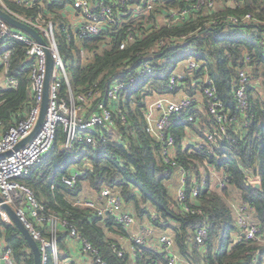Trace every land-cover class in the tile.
Masks as SVG:
<instances>
[{
	"label": "trees",
	"instance_id": "1",
	"mask_svg": "<svg viewBox=\"0 0 264 264\" xmlns=\"http://www.w3.org/2000/svg\"><path fill=\"white\" fill-rule=\"evenodd\" d=\"M215 1L214 7L193 8L186 19L176 23L168 19V8H186L187 0H169L150 17L134 11L139 0H129L125 7L118 3V12L131 9V13L99 35L77 34L67 16L72 0H42L32 6L5 0L7 7L0 2V7L15 16L45 18L55 27L58 24L56 33L69 71L70 84L64 82L62 86L64 96H69L70 89L75 95L100 91L101 96L89 106L91 111L99 100L106 99V90L114 81L125 84L119 101H107L113 119L109 127L100 128L95 144L79 141L64 147L66 132L59 125L51 150L19 178L49 212L76 225L109 264L167 262L162 252L152 251L145 244L134 243V251H125L115 234L128 235L127 229L113 215L100 216L94 209L76 204L85 183L96 191L105 186L119 191L123 203L133 206L138 219H148L157 229L174 236L175 247L189 264H244L247 251L255 247L235 240L231 200L236 193L238 199L255 208L257 219L264 224V0ZM247 14L251 18H244ZM152 18L154 22H150ZM129 34L134 38L129 39ZM123 41L126 45L121 47ZM7 48L11 54L7 63H0V74L16 77L18 84L0 87V137L28 114L34 102L33 61L26 54L27 46L17 39L5 46L0 39L1 58ZM190 56L200 62L199 68L187 66ZM144 63L152 71L131 80ZM241 69L247 71L250 80L249 107L246 115L229 125L232 139L223 137L197 146L194 138H204L215 128L213 116L200 106L195 109L198 115L194 120L183 117L172 122L169 132L175 143L171 158L176 164L166 162L161 142L147 131V97L169 92L173 73L186 72L183 87L191 95L196 92L192 80L208 75L226 109L234 113ZM180 167L186 172L183 201L167 184ZM212 171L226 178L228 184L219 186ZM75 172L79 173L76 182L66 183L64 178ZM255 175L261 177L262 189L250 183L249 177ZM197 184L200 189L193 197ZM186 204L190 212L185 210ZM204 223L210 235L206 246H199L193 237ZM67 237V231L59 233L58 264H72L62 263L72 258ZM0 240L12 248L13 264H35L32 249L14 222L0 221ZM119 248L124 250L122 255L117 252ZM42 264H55L52 252Z\"/></svg>",
	"mask_w": 264,
	"mask_h": 264
},
{
	"label": "built area",
	"instance_id": "2",
	"mask_svg": "<svg viewBox=\"0 0 264 264\" xmlns=\"http://www.w3.org/2000/svg\"><path fill=\"white\" fill-rule=\"evenodd\" d=\"M27 5L41 3L42 0H20ZM129 0H72V7L82 15L81 23L76 29L80 35H99L104 33L109 26L120 21L122 16L131 13V9L123 11L116 10L118 3L123 7ZM169 0H139L134 6V11L143 16L151 15L157 7L166 5ZM188 6L169 7L168 19L176 23L187 18L189 11L193 8L214 7L215 0H187ZM0 2L6 6L5 0ZM191 2V3H190ZM7 7V6H6ZM12 14V11L5 9ZM13 15V14H12ZM18 15V14H17ZM15 16V15H13ZM30 25L34 26L45 38L47 45L40 43L33 36L23 30L12 26L9 22L0 17V39L5 41V46L12 39L23 41L26 46V54L32 59V90L34 102L28 114L18 123L13 125L0 137V194L5 202L16 210L23 224L29 229L35 240L38 242L41 253L42 263L49 260L52 252L55 264L59 259V233L62 230L72 238L78 239L81 251L87 258L88 264H109L100 254L97 247L90 239L80 233L76 225L71 224L67 219H63L59 214L49 212L45 205L37 200L33 190L20 181V177L28 173L53 147L59 125L63 126L66 132L64 147L70 148L79 141L96 143V136L100 128L109 127L113 119V110L107 105V101H119L125 87L124 82L114 81L106 90L105 98L99 100L96 108L89 110L91 102L98 96L100 91L74 94L70 89L69 96L62 94L64 82L69 83L68 63L61 53L59 40L52 20L38 18L32 20L20 15L15 16ZM244 18H251V14ZM151 19L150 22H154ZM234 22H239L237 17H232ZM212 22L217 23L216 20ZM186 37V36H184ZM129 39H133V34H129ZM126 45V41L121 43V47ZM11 50L7 48L0 63H7ZM48 54L53 59V69L49 86V100L46 115L39 131L27 142L18 146L19 143L32 133L36 127L42 108L45 93V82L49 69ZM187 66L194 68L200 67V62L193 56L187 60ZM152 68L144 63L140 72L131 80L141 79L142 76L151 72ZM6 73V71H5ZM186 72L173 73L170 76L169 88L166 93H158L156 98L148 101L145 117L147 120V131L151 133L162 144V155L168 163L176 164L171 158V152L175 143L174 136L169 132L172 122L177 119L186 121L194 120L198 111L195 109L205 108L215 120V128L206 132L204 138H197V146L201 147L204 143L217 142L218 138L232 137L229 135L228 127L236 121L240 115H246L249 107V76L244 69L238 72V85L236 89V104L234 113L226 109L225 103L220 99L216 85L208 75L200 79L194 78L192 86L200 92L204 101L200 105L196 103L195 94L191 95L183 87V79ZM201 82H204L203 85ZM5 83L8 86H16L18 79L14 76L6 75ZM186 91V92H185ZM156 94V93H155ZM180 94L179 96H177ZM181 172V186L178 190V198L185 199L186 172L184 168H178ZM213 175L218 178L219 186H226L227 179L222 178L216 171ZM79 173L75 172L64 181L70 185L76 182ZM250 183L261 181L259 175L249 177ZM205 182V178L202 179ZM200 187H193V197L198 195ZM76 204H80L94 209L98 215L104 216L111 214L124 228H129L136 222L134 212L124 207L123 200L119 191L110 186H105L100 190L98 197H81ZM234 211V218L237 227L235 240L252 243L255 247L247 251L248 260L244 264H264V224L257 219L255 208L247 201L235 198L231 200ZM190 212L189 206H184ZM198 212H202L198 209ZM0 221L12 222L9 213L0 204ZM209 227L207 224H200L194 233L193 240L199 246H206L209 239ZM125 236V235H122ZM157 236L156 243H149L151 237ZM129 238L137 244H145L152 251L162 252L167 264H187V261L175 247L174 236L169 232H161L156 235L155 229L151 226L142 228L139 232L132 233ZM0 240V264H13L12 248ZM122 255L124 250H117ZM204 264V263H203Z\"/></svg>",
	"mask_w": 264,
	"mask_h": 264
},
{
	"label": "water",
	"instance_id": "3",
	"mask_svg": "<svg viewBox=\"0 0 264 264\" xmlns=\"http://www.w3.org/2000/svg\"><path fill=\"white\" fill-rule=\"evenodd\" d=\"M0 17L7 22H9L12 26L19 28L23 30L24 32L28 33L29 35L33 36L36 40H38L40 43L47 45V42L45 38L42 36V34L39 32L38 29H36L34 26L30 25L29 23L13 16L11 13L0 7ZM48 62H49V69L48 74L45 82V93H44V100L42 103L41 113L38 120V123L32 133L28 135L26 138H24L18 146H21L25 142H27L29 139H31L40 129V127L43 124L46 111H47V105L49 100V86H50V79H51V71L53 69V59L48 54ZM253 185L259 189H262V182L258 181L253 183ZM0 204L1 206L9 213L12 222H14L19 229L22 231L23 235L25 236L26 240L28 241L30 248L32 249V252L34 254L35 264H42V253L40 246L38 242L35 240L29 229L23 224L20 217L18 216L16 210L14 207H12L10 204L5 202L4 198L0 194Z\"/></svg>",
	"mask_w": 264,
	"mask_h": 264
},
{
	"label": "crops",
	"instance_id": "4",
	"mask_svg": "<svg viewBox=\"0 0 264 264\" xmlns=\"http://www.w3.org/2000/svg\"><path fill=\"white\" fill-rule=\"evenodd\" d=\"M67 16L70 19L73 26L75 27V29H78V27L81 23V20H82V15L80 14V12L78 10H76L75 8H73L72 6L71 7L69 6L68 11H67ZM1 60H2V58L0 57V62H1ZM2 83H5V76H3V74H0V85H2ZM199 94L200 93L198 91H196V95L200 96ZM157 95H158V93H156V94L154 93L152 95H149L147 97V101H151L152 99L156 98ZM201 101H202V97H201ZM197 138H200V137H195L194 139H197ZM180 177H181V172L177 173V175L173 179L171 178L170 180L167 181V184L172 181V183L170 185L169 184L168 185L173 187V189H174L173 194L174 195H178V190L180 188V186H179L180 184H178V183L176 184V181H179ZM174 179H175V181H174ZM87 186H88V188L91 189L92 192L90 194L84 193L83 197H88V198L98 197L100 191H96L88 183H87ZM124 207L127 210L134 212L133 209L128 208V206L125 204H124ZM147 226L153 227L155 229L156 235L160 234L161 232H168V231H163V230L157 229L156 227H154L151 224V222L148 219L140 220L136 217V222L133 225H131L129 228H127L128 235L122 236L120 234H115V236L119 240V242L121 243V245L125 249V251L132 252V251H134V242L129 238V236L132 233L139 232L142 228L147 227ZM62 231H64V230H62ZM67 241H68L67 245H69L68 248H69L70 254L72 255V258L66 259V261H64L62 263H68L69 261H71L72 264H88L87 258L85 257V255L81 251V246H80L78 239L72 238L71 236L68 235ZM156 242H157V236L151 237L149 239V243H156ZM187 264H189V263H187Z\"/></svg>",
	"mask_w": 264,
	"mask_h": 264
},
{
	"label": "rangeland",
	"instance_id": "5",
	"mask_svg": "<svg viewBox=\"0 0 264 264\" xmlns=\"http://www.w3.org/2000/svg\"><path fill=\"white\" fill-rule=\"evenodd\" d=\"M56 32L58 33L59 32V27H58V24H56ZM6 86H8L7 85V83H2V85H0V87H6ZM264 91V90H263ZM186 92V91H185ZM200 93V92H199ZM180 94H178L177 96H179ZM200 96H198V95H196V92H195V100H196V103L198 104V105H200L201 103H203V101H204V97H203V95L200 93L199 94ZM201 97H202V101H201ZM204 109V108H203ZM177 173H180V171H179V169L177 168L176 169V172H175V175H174V177L177 175ZM173 177V178H174ZM172 178V179H173ZM180 179V178H179ZM174 181H175V179H174ZM172 183V181L171 182H169L168 184L170 185ZM180 184L179 186H181V180H179V181H176V184ZM171 189V193H173V191H174V189H173V187H171V186H169ZM179 188V187H178ZM92 191H91V189L90 188H88V186H87V183H85V186H84V191L82 192V194H81V197H83V195H84V193L85 194H90ZM233 197L234 198H232V199H235V198H237V195H236V193H233ZM128 206V208H131V209H133V206L131 205V204H129V205H127ZM2 243H3V241H2Z\"/></svg>",
	"mask_w": 264,
	"mask_h": 264
}]
</instances>
